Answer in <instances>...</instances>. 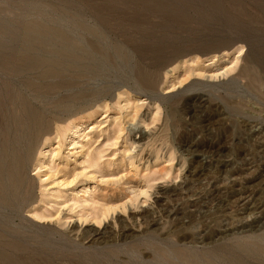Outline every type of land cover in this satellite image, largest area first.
I'll use <instances>...</instances> for the list:
<instances>
[{"label":"rangeland","instance_id":"obj_1","mask_svg":"<svg viewBox=\"0 0 264 264\" xmlns=\"http://www.w3.org/2000/svg\"><path fill=\"white\" fill-rule=\"evenodd\" d=\"M0 159V264H264V0H0Z\"/></svg>","mask_w":264,"mask_h":264},{"label":"bare ground","instance_id":"obj_2","mask_svg":"<svg viewBox=\"0 0 264 264\" xmlns=\"http://www.w3.org/2000/svg\"><path fill=\"white\" fill-rule=\"evenodd\" d=\"M5 58H6V57H5ZM22 58H23V57H22ZM23 59H25V58H23ZM23 59H22V60H23ZM26 59H27V58H26ZM39 60H40V59H37V60H35V61H37V63H38V62L41 63L42 61H39ZM7 61H8V60H7ZM33 61H34V60H33ZM30 62H31V61H30ZM196 62H197V61H196ZM198 62H199V61H198ZM198 62H197V63H198ZM22 63H23V62H22ZM22 63H21V64H22ZM28 63H29V62H28ZM48 65H49V64H48ZM197 65H198V64H197ZM45 66H47V65H44V67H45ZM23 67H24V66H23ZM27 67H29V68H30V67H34V65H32V64H31V65H30V64H27ZM42 67H43V66H42ZM52 67H53V66H52ZM34 68H35V67H34ZM40 68H41V67H40ZM55 68H56V67H54V69H55ZM6 69H7V68H6ZM21 69H22V68H21ZM45 69H46V68H45ZM231 69H233V68H231ZM40 70H41V69H40ZM50 70H51V69H48L46 72H47V73H50V72H51ZM56 70H57V68H56ZM175 70H176V69H175ZM54 71H55V70H54ZM59 71H60V69H59ZM17 72H18V71H17ZM26 72H27V70H26ZM227 72H229V71H227ZM58 73H59V72H58ZM225 73H226V72H225ZM41 74H42V73H40V75H41ZM200 74H201V73H199L198 75H200ZM42 75H43V74H42ZM42 75H41V76H42ZM44 75H45V74H44ZM44 75H43V76H44ZM57 75H58V74H57ZM45 76H46V75H45ZM47 76H48V75H47ZM47 76H46V77H47ZM51 76H52V75H51ZM230 117H231V116H230ZM233 126H234V125H232L231 127H233ZM75 128H76V127H75ZM76 129H77V128H76ZM197 129H198V128H197ZM236 130H237V129H236ZM231 131H232V128H231ZM201 132H202V131H201ZM196 133H197V131H196ZM198 133H199V132H198ZM233 133H234L233 131L230 132V130H228V129L226 130V134H227L226 136H231V137H232ZM72 134H73V133H72ZM74 134H75V133H74ZM77 135H78V134H77ZM217 135H218V134H217ZM222 135H223V134H222ZM211 138H212V139L215 138V135H212ZM227 138H228V137H227ZM215 139H216V138H215ZM0 160H1V159H0ZM0 164H1V163H0ZM0 169H1V168H0ZM1 173H2V172H1ZM0 183H1V182H0ZM1 184H2V183H1ZM7 185H8V184H7ZM15 186H16V185H15ZM6 189H7V188H6ZM3 191H4V190H3ZM151 234H152V233H151ZM155 236H156V235H155ZM177 243H178V242H177ZM177 243H174L173 245H178L179 243H178V244H177ZM125 244H127V245H128V244L132 245L131 243H125V242H122V243L120 244V243L118 242V244L112 246V247L110 248V250L116 251V250H118V249L123 248V247L125 246ZM106 246H107V245H106ZM189 246H190V245H189ZM193 246H194V245H193ZM204 246H205V245H204ZM99 247H100V246H99ZM78 248H80V247H78ZM190 248H191V247H190ZM100 249H101V248H100ZM81 251H82V250H81ZM83 251H84V250H83ZM129 253H130V252H129ZM140 255H141V254H140ZM138 258H140V257H138Z\"/></svg>","mask_w":264,"mask_h":264}]
</instances>
